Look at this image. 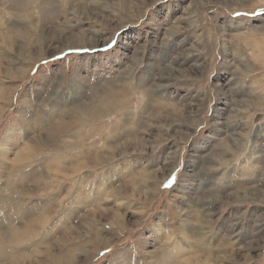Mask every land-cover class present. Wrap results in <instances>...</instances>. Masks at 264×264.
I'll return each mask as SVG.
<instances>
[{
    "label": "rangeland",
    "instance_id": "1",
    "mask_svg": "<svg viewBox=\"0 0 264 264\" xmlns=\"http://www.w3.org/2000/svg\"><path fill=\"white\" fill-rule=\"evenodd\" d=\"M262 10L0 0V264H264Z\"/></svg>",
    "mask_w": 264,
    "mask_h": 264
},
{
    "label": "snow or ice",
    "instance_id": "2",
    "mask_svg": "<svg viewBox=\"0 0 264 264\" xmlns=\"http://www.w3.org/2000/svg\"><path fill=\"white\" fill-rule=\"evenodd\" d=\"M262 11H264V10H262ZM233 15H235V16H248V15H256V13L255 12H252V13H239V12H237V13H233ZM53 59H57V57H53ZM174 179H175V173H173L172 177L169 178V180L166 181L163 186L164 187H169L172 184ZM105 251L106 252H111L112 250L111 249H106Z\"/></svg>",
    "mask_w": 264,
    "mask_h": 264
},
{
    "label": "bare ground",
    "instance_id": "3",
    "mask_svg": "<svg viewBox=\"0 0 264 264\" xmlns=\"http://www.w3.org/2000/svg\"><path fill=\"white\" fill-rule=\"evenodd\" d=\"M256 47H257V46H256ZM261 49H262V48H261ZM28 149H30V148H28ZM28 149H27V150H28ZM29 151H30V150H29ZM23 153H25V152H23ZM20 156H21V154H20ZM27 158H28V157H27ZM23 160H24V159H23ZM25 160H26V159H25ZM20 163H21V162H20Z\"/></svg>",
    "mask_w": 264,
    "mask_h": 264
}]
</instances>
